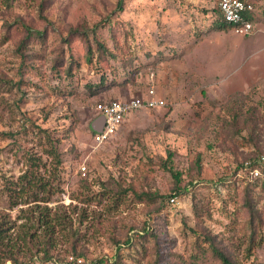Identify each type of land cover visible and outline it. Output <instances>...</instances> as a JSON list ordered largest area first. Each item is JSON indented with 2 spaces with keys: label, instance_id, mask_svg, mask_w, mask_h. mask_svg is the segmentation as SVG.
<instances>
[{
  "label": "rangeland",
  "instance_id": "obj_1",
  "mask_svg": "<svg viewBox=\"0 0 264 264\" xmlns=\"http://www.w3.org/2000/svg\"><path fill=\"white\" fill-rule=\"evenodd\" d=\"M217 1L121 0L120 9L118 0H9L7 6L0 5V77L11 82L0 84V115L3 117L0 133L17 131L14 138L0 134V224L3 223L4 228L12 225L8 232L10 244L23 233L24 222L16 218L18 208L7 209L6 194H2L6 180L14 182L26 171L28 155L41 159L45 176L48 172L54 173L53 160L42 152L47 147L45 138L35 134L36 126L50 129L54 138L74 126L69 138L62 139L58 145V152L67 154L73 147L78 156L68 157L60 167L64 181L68 182L63 186L67 192L53 197L58 205H74L79 209L81 205L70 199V195L115 189L111 179L120 178H125L122 182L134 189L155 188L171 195L170 173L163 165L168 152H172L174 169L182 171V179H185L184 172L190 171V180L195 185L192 191L197 199H209L211 218L203 215L202 225L214 233L225 232L231 211H238L240 207V202L232 198L233 189L227 187L233 178L229 166L255 150L240 138L248 137L246 129L237 137L223 123L224 107L232 93L242 97L245 109L252 108L256 113L253 135L257 148L264 152V21L254 23L249 35L231 29H211ZM4 22L12 24V28L3 26ZM24 24L30 27L32 35L22 47L23 57L20 58L17 46ZM93 25H96L99 42L115 58L106 56V59H93L86 64L81 38L73 35L69 44L62 42L68 36V29L92 28ZM199 31L204 32L194 38L192 34ZM42 32L46 33L43 37ZM172 49L177 51L176 57L166 55L165 51ZM58 59L62 61L59 64L54 62ZM71 62H75L78 69L73 71V68L68 77L65 69ZM126 65L135 70L128 80L124 73ZM103 76L106 84L89 97L85 85L94 86ZM150 81L157 98L165 95V105L128 112L119 132L110 141L94 143L86 130L87 115L91 112L87 106L92 110L98 103L145 97L143 94ZM16 83L19 88L12 86ZM67 92L72 95H66ZM208 119H215L207 122L209 127L205 126ZM28 121L33 126L27 124ZM213 121H217L216 132L210 129ZM197 157L200 158V174L194 173ZM80 165L86 166V177L76 174ZM78 177L86 180L90 191L77 187ZM221 179H226L225 185H221ZM249 194L259 222L256 236L264 237V190L257 183ZM227 198L231 200L226 203ZM90 209L101 212L102 207L92 203ZM148 211L143 202L135 203L125 209L121 207L114 215L101 213L102 224L96 220L95 224L101 225L102 231L108 234L111 233L108 221L117 225L118 231L123 223L132 227L128 232L132 237H138L146 224V229L156 238V256L149 242L143 244L146 254L142 257L144 252L137 244L134 248L140 254L122 244L111 247L105 237L94 234L79 246L85 256L59 254L60 258L55 256L45 264H73L77 260L81 262L76 264H94L98 259L110 264L118 247L123 264H147L149 257L157 258L158 264H168L171 248L189 255L194 238L189 228L194 232L203 231L193 219L190 194L175 197L174 202L165 199L159 213L149 214ZM246 218L244 212L237 221ZM257 244L252 243L253 255L242 259L241 264H264V238L261 245ZM61 251L64 252L63 247L57 246L54 253ZM130 254L139 257V263H134Z\"/></svg>",
  "mask_w": 264,
  "mask_h": 264
},
{
  "label": "trees",
  "instance_id": "obj_2",
  "mask_svg": "<svg viewBox=\"0 0 264 264\" xmlns=\"http://www.w3.org/2000/svg\"><path fill=\"white\" fill-rule=\"evenodd\" d=\"M8 1L9 0H1L0 5L3 3V6H7ZM248 1L253 2L252 0ZM120 4L121 0H118V9H120ZM255 8L256 6H254V11L245 14V18L249 19L253 25L257 20L256 15L254 16ZM213 12L216 15L213 23V27L215 29L233 30L234 27L224 21L218 9L217 3L213 8ZM42 20L45 19L42 18ZM13 24H15V22ZM11 25L12 24L10 23L4 22L3 26L7 29H11ZM93 26L94 27L92 28L83 26L79 28H71V30L68 29V36L65 39H62V42L69 44L73 35L81 38L85 47L84 62H86V64L91 63L93 59L101 61L104 58L106 59V56L115 58V55L106 49L103 43L101 44L99 42V39L95 34L96 25ZM88 29L89 31L87 32ZM30 32V27L24 24L22 29V38L17 46L20 58L23 57V53L21 51L22 47L31 39L32 34H30ZM43 34L46 33L42 32L40 35L42 36ZM90 36L91 38H89ZM115 47H117V45ZM54 62L59 64L62 61L58 59ZM67 66L68 67L65 71L68 77H70L72 69L74 68L73 71L78 69L76 67L77 64H75V62H71ZM124 70H126L124 71L126 80H128L129 76H131V74L135 71L130 69L127 65L124 67ZM106 80L107 79L103 76L97 80V84L94 86L89 84L85 85V90L89 97L94 96L97 91L99 92V90L103 88V85L106 84ZM8 83L11 82L4 77H0L1 85H7ZM19 83L12 86H17L19 88ZM66 95H72V93L67 92ZM242 100L243 99L239 94L235 92L231 94L229 100L227 101L228 103L224 107L226 118L223 119V123L227 124L226 127L233 132L234 136L237 137L241 135L240 132L242 129H246L248 137L245 139L240 136V138L245 140L244 142L247 146L254 147L255 150L244 155L240 161L234 160L233 163H231V166H229L233 178L230 179L227 187L233 189L232 198L234 201L240 202V207L237 209L238 211H231L229 215V223L224 233H214L211 229L202 225L204 216L207 217L206 219L211 218L208 208L209 199H197L196 194L192 191L195 185H193L190 180V171H185V179H182V171L180 172L177 169H174L172 152H168L167 162L163 165V167L170 173L171 184L169 187V193H171V195L162 194L155 188L153 190L147 188L134 189L132 186L126 185L122 182L125 178H120L118 181L111 179L115 189L90 191V186L86 183V180L78 177L76 182V185L78 183L77 187H82L83 190L88 189L90 194L76 195L73 193L70 195V199L75 200L78 205H81L79 209L74 205H58L55 203L56 201L53 197L64 192L66 193L67 191L64 190L63 186L68 182V180L66 182L64 181L62 176L63 169L60 167L67 161L68 157L74 156V158H78L73 147H70L67 154H65L64 152H58V145L61 143L62 139L69 138V133L74 130V126H69L61 137L57 136L56 138L52 137L53 133L50 129H42L36 126L37 131L35 134L43 135L45 138L47 147L43 149L42 152L43 154L50 156L53 160L54 173L48 172V175L45 176V164L41 161V159L34 157L33 155H28L26 162L28 163V167L26 171L19 175L17 180L14 182L9 179L6 180L7 184L4 185L5 190L2 194H4V196L6 194V199L8 201L7 209L11 210L18 208L16 218L24 222L21 225V228H24V231L16 238L14 243L10 244V242H8V236H10L8 235V232L12 229V225L4 228L3 223L0 224V264H4L6 261H11L12 264H30L34 261L45 264L46 262L53 260V257L55 256L60 258L59 254H66L74 257L85 256V254L82 253V250L79 249V246L84 242L87 243L88 238L94 234L105 237L111 247L122 244L127 248H133L136 254H140L134 248V245L137 244L142 252H144L142 253V257L146 254V248H144L143 244L149 242L151 246L150 249L153 255L156 256V238L146 229V224H143L141 227L143 234L140 233L138 237H132L128 233L132 230L131 226H124V224L121 223L120 226L122 229L118 231L117 225L108 221L111 233L106 234L102 231L101 225L96 226L95 220L99 224L102 222L101 213L114 215L120 211L121 207H124L125 209L132 204L140 202H143L146 205V208L149 209V214L156 212L159 213L163 207L165 199L169 201L175 197H182L187 194H190L193 219L196 224L202 226L203 231L194 232L189 228L194 235L190 245L191 250L189 255L184 256L173 251L171 248L168 252V264H241L240 261L242 259L250 258L254 251L252 243L255 241L258 243L257 246L261 245L264 238L263 235L259 237L256 236L259 222L256 220L257 217L254 215V211L250 203L251 195L249 194L251 187H254L257 183H259L260 188L264 190V166H259L261 175L253 179L236 176H238L245 161L255 160L260 155H264V152L257 148V143L255 141L256 136L253 135L257 125L256 113L252 110V108L245 109ZM96 105L97 104L93 105L92 110H90L92 107H89V105L87 106L88 112H91L87 115L86 120L88 122L86 121V130L91 137H94L97 134L93 127L95 120L100 115L96 110ZM3 110L7 111L4 108ZM73 118L75 119L76 117L73 116ZM210 120L215 119H208L206 124L207 122H210ZM226 120L229 121V123H227ZM0 121H3V117L1 115ZM27 124L33 126V124L29 121ZM206 124L205 126L209 127V124ZM216 128L217 121L210 123V129H212L213 132L214 130L216 132ZM26 130L27 129L24 131ZM0 134L6 138H14L17 131H8L7 133L3 132ZM217 134L218 136L222 135V133ZM194 167V173L200 174L201 165L199 157L196 158ZM78 168L76 174L80 175L78 173ZM86 174H88V171H86ZM68 177H73V175ZM68 177L66 176L67 179ZM224 180L226 179L220 180L221 185L226 184ZM100 185L103 186L102 184ZM122 185H126L127 187H122ZM128 193H130L131 196H127ZM229 200L231 199L227 198L225 199V202L227 203ZM103 202L106 204H102ZM92 203H95L96 206H101V212H97L94 209L88 210ZM244 212L247 213V218L242 222H238V216H242ZM74 215L76 216L73 218ZM8 224H10V222H8ZM184 227L187 226L184 224ZM91 230L92 233H89ZM149 239L151 240L149 241ZM57 246H62L64 252L61 251L54 253ZM130 256L134 263H139V257L137 259V257L133 254H130ZM122 262L123 257L120 254V248L118 247L114 256V261L110 264H123ZM69 263L71 262H68V264ZM73 264H76V262ZM94 264L109 263L103 261V259H98ZM147 264H158V260L157 258L149 257V262Z\"/></svg>",
  "mask_w": 264,
  "mask_h": 264
},
{
  "label": "built area",
  "instance_id": "obj_3",
  "mask_svg": "<svg viewBox=\"0 0 264 264\" xmlns=\"http://www.w3.org/2000/svg\"><path fill=\"white\" fill-rule=\"evenodd\" d=\"M218 9L228 24L232 25L234 32L241 35H249L253 32L254 25L245 18L246 13L254 11L253 2L248 0H218ZM165 105L164 100L156 97V91L152 81L149 82L145 98L136 97L127 101L111 100L99 103L96 110L103 118L102 130L92 139L94 143L101 144L115 136L117 130L123 123L128 112L139 109L160 108ZM260 167L264 166V155H260L255 160L245 161L239 175L253 179L261 175ZM80 176H86V166L80 165L78 168ZM174 202V198L169 200ZM75 262H81L77 260Z\"/></svg>",
  "mask_w": 264,
  "mask_h": 264
},
{
  "label": "crops",
  "instance_id": "obj_4",
  "mask_svg": "<svg viewBox=\"0 0 264 264\" xmlns=\"http://www.w3.org/2000/svg\"><path fill=\"white\" fill-rule=\"evenodd\" d=\"M258 1H260V2H258V4H256V1H253L254 2V6H256V8H255V13H254V16L256 15V23L257 22H259L260 23V21H264V1L263 0H258ZM259 10V11H258ZM177 18V17H176ZM211 29H214V27L212 26V28ZM201 32H204V31H199V33H193L192 34V36L194 37V38H196V36H198V35H200V33ZM150 52V51H149ZM180 52H182V51H179V53ZM184 52V51H183ZM165 53H166V55L169 57V56H171V57H176L177 56V51L175 50V49H172V50H168V51H165ZM161 57L163 58V53H162V55H161ZM170 57V58H171ZM157 95V94H156ZM159 99H162V100H164L165 99V95H162L161 97L159 96L158 97ZM122 126V125H121ZM119 130H120V128H119ZM118 130V131H119Z\"/></svg>",
  "mask_w": 264,
  "mask_h": 264
},
{
  "label": "water",
  "instance_id": "obj_5",
  "mask_svg": "<svg viewBox=\"0 0 264 264\" xmlns=\"http://www.w3.org/2000/svg\"><path fill=\"white\" fill-rule=\"evenodd\" d=\"M103 122V118H102V116L101 117H99L96 121H95V123H94V130L97 132V133H99V132H101V130H102V123Z\"/></svg>",
  "mask_w": 264,
  "mask_h": 264
},
{
  "label": "clouds",
  "instance_id": "obj_6",
  "mask_svg": "<svg viewBox=\"0 0 264 264\" xmlns=\"http://www.w3.org/2000/svg\"><path fill=\"white\" fill-rule=\"evenodd\" d=\"M143 95L145 96V93H144ZM142 98H145V97H142ZM131 99H132V98H131ZM162 107H163V106H162ZM160 108H161V107H160ZM98 113H99V112H98ZM99 117H101V115H99ZM99 117H98V118H99ZM98 118H97V119H98ZM97 119H96V120H97ZM125 119H126V117L124 118L123 122L125 121ZM96 120H95V121H96ZM94 123H95V122H94ZM122 124H123V123H122ZM122 124H121V125H122ZM120 127H121V126H120ZM118 130H119V129H118ZM118 130H117L116 134L118 133ZM116 134H115V135H116ZM110 140H111V139H110ZM110 140H108V141H110Z\"/></svg>",
  "mask_w": 264,
  "mask_h": 264
}]
</instances>
